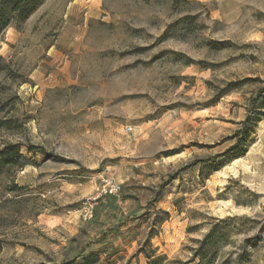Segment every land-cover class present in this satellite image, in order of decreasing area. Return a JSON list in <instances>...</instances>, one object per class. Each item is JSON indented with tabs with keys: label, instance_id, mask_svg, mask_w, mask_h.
<instances>
[{
	"label": "rangeland",
	"instance_id": "rangeland-1",
	"mask_svg": "<svg viewBox=\"0 0 264 264\" xmlns=\"http://www.w3.org/2000/svg\"><path fill=\"white\" fill-rule=\"evenodd\" d=\"M263 93L264 0L10 14L0 149L19 144L28 162L0 175V264H264ZM108 175L120 191L97 198Z\"/></svg>",
	"mask_w": 264,
	"mask_h": 264
},
{
	"label": "trees",
	"instance_id": "trees-1",
	"mask_svg": "<svg viewBox=\"0 0 264 264\" xmlns=\"http://www.w3.org/2000/svg\"><path fill=\"white\" fill-rule=\"evenodd\" d=\"M40 0H0V31L9 26V15L12 14L15 19L19 21L25 20L33 9L37 6ZM259 104L261 108H264V93L260 95ZM260 111L252 113L251 117H247L246 120L241 124L240 135L237 136V142L235 147L231 150H237L246 138H249L253 133V129L256 123L260 121ZM21 146L19 144H8L0 149V175L9 174L12 171L24 167L28 159L21 154ZM200 250V249H199ZM139 252H144L143 249H139ZM200 252L196 255L199 256ZM145 257L148 264H155L157 260H152L151 256L145 253ZM192 262L183 263L191 264ZM40 264H100L99 257L97 254L91 253L81 258L80 263H76L75 260L64 261L61 263H40ZM201 264V263H197Z\"/></svg>",
	"mask_w": 264,
	"mask_h": 264
},
{
	"label": "built area",
	"instance_id": "built-area-1",
	"mask_svg": "<svg viewBox=\"0 0 264 264\" xmlns=\"http://www.w3.org/2000/svg\"><path fill=\"white\" fill-rule=\"evenodd\" d=\"M120 191V185L112 175L104 176L100 179L97 198L100 197H113ZM88 219L92 217L91 211L85 212Z\"/></svg>",
	"mask_w": 264,
	"mask_h": 264
}]
</instances>
